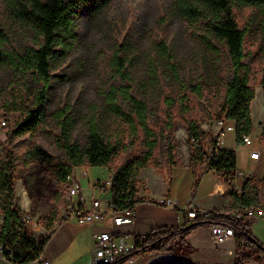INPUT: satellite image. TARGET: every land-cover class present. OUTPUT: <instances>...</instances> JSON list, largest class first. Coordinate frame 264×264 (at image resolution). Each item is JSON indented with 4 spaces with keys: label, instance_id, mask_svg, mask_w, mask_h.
I'll return each instance as SVG.
<instances>
[{
    "label": "rangeland",
    "instance_id": "rangeland-1",
    "mask_svg": "<svg viewBox=\"0 0 264 264\" xmlns=\"http://www.w3.org/2000/svg\"><path fill=\"white\" fill-rule=\"evenodd\" d=\"M174 2L112 0L101 10L82 11L75 20L74 39L70 40L69 49H56L52 61L53 81L48 91L43 121L28 133L8 137L31 108L33 96L40 88L30 74L18 75L14 71L10 57L25 54L41 40L30 24L16 19L6 10L3 0H0V25L11 39L2 48L6 57L0 59V160L7 152L16 158L12 200L21 212L28 235L35 241H43L64 220L69 190L56 177L58 166L66 162L62 146L65 141L84 144L88 126L96 115L100 128L109 132L112 141L121 137L119 143L123 148L117 151L106 167L90 168L83 165L73 168L72 176L85 189L97 178L108 183L110 170L138 157L142 152L141 135L135 140L134 147L126 148L130 141L126 125L105 111L107 92L112 86L123 84L112 65L115 49L121 48L120 56L127 64V73L133 86L132 94L147 101L151 110L149 126L157 135L158 144L148 168L142 171L140 178L154 195L162 192L165 181L150 168L159 173L164 169L169 172L172 162L179 164L189 152L192 156L193 151L198 149V144L189 140L187 135V119L194 121L203 134L200 144L203 159L210 153V146L220 130H223V145L234 146L232 131L228 130L231 124L221 113L222 89L228 71L225 47L210 36L211 43L217 49L212 51L203 39V36L209 37L204 24L183 19L175 10ZM233 11L238 27L245 33V63L250 68V85L255 91L251 104L252 111L257 114L252 119L251 138L254 148L261 152V158L255 161L259 165L251 177L255 178L252 180L253 186L260 188V178L264 177V137L261 133L264 127V94L259 86L264 69V36L261 32L264 8L235 5ZM160 44L166 45L171 65L177 68L183 81L200 85L203 89L201 98L187 91L185 114L175 104L171 110L173 126L171 131L164 133V100L177 98L179 90ZM63 127L67 129L66 135H63ZM168 146L173 148V161L170 164L167 162ZM237 164H243L241 155H238ZM80 168L86 169V178L81 177L78 172ZM196 168L199 170L205 168V165ZM217 176L228 192L235 191L236 185L232 181L227 183L230 181L228 176ZM241 181L243 178H239V185ZM138 183L136 180V188H139ZM194 183L195 178L192 186ZM143 186V182H140V187ZM99 196L103 203L107 201L108 195L105 193ZM225 200L217 198L212 204L221 206ZM231 210H234L232 203L223 213ZM204 227L213 228L212 225ZM188 237L186 244L192 247L187 242ZM0 264L6 263L0 261Z\"/></svg>",
    "mask_w": 264,
    "mask_h": 264
},
{
    "label": "trees",
    "instance_id": "trees-1",
    "mask_svg": "<svg viewBox=\"0 0 264 264\" xmlns=\"http://www.w3.org/2000/svg\"><path fill=\"white\" fill-rule=\"evenodd\" d=\"M110 1L112 0H3L6 10L19 21L30 24L41 40L35 48H31L25 54L10 57L14 71L18 75L30 74L40 88L33 96L31 108L25 112L21 122L8 134V137L28 133L43 121L48 91L53 81L52 61L56 56V49L64 51L69 49L70 40L74 39L75 20L82 11L101 10ZM235 5L264 8V0H175L174 2L175 10L183 19L188 22L201 21L204 24L209 37L203 36V39L212 51L217 49L211 43V37L225 47L228 71L222 89L221 113L225 120L234 122L235 142L241 145V138L250 135L253 130L250 105L255 98V91L250 85V68L245 63V33L236 23L233 11ZM261 32L264 36V24L261 25ZM10 42L8 33L0 25V59L6 57L2 48ZM160 47L164 51V58L170 63L169 70L179 90L177 98L164 100L166 119V124L163 125L164 133L171 131L173 126L171 110L175 104L185 114L187 91L201 98L203 89L200 85L185 83L177 68L171 65V56L166 45L160 44ZM120 49H115L112 65L123 84L109 89L105 97V111L126 125L130 137L126 148L134 147L135 140L141 135L142 152L138 157L125 161L113 170L110 189L111 203L116 212L125 209L134 210L139 203L140 200L136 197V176L140 170L148 167L158 144L157 135L149 126L151 115L149 103L132 94L133 86L127 73V64L120 56ZM259 86L264 94V69L261 72ZM94 119L88 126L84 144L64 142L62 147L66 162L58 166L56 173L60 182H66L73 168L83 165L90 168L108 166L117 151L123 148L119 143L121 137L112 141L109 132L100 128L97 115ZM62 130L63 135H66L67 129L63 127ZM186 132L189 140H194L198 144V149L196 152L193 151L190 160L195 175L193 186L196 187L201 177L208 171L228 176L230 181L227 183L231 181L233 183L237 177L236 153L232 150L218 148L215 150L217 138L215 136L210 146V153L203 159L200 145L203 134L194 121L186 120ZM261 133L264 137V127ZM172 150V146H168V164L173 161ZM15 159L11 152H7L0 160V250L2 258L11 264H35L50 235L41 242L32 239L22 221L20 210L13 203V183L16 180ZM171 164V167L175 166L173 162ZM198 165H205V168L197 170ZM260 182L261 187L255 188L250 177H244L240 192L236 193L234 190L229 192L234 208L243 206L254 209L259 202H264V177ZM191 223L195 225L185 230V227ZM211 225L231 228L235 233V240L246 244L248 253L242 257L236 255L233 264H244L264 257V246L250 242L248 238L251 234L241 224L224 214L211 213L208 217H197L177 228L156 230L137 241L131 251L118 256L109 264H126L130 259L146 252L171 253L176 257L189 255L194 250L186 244V237L198 228ZM247 227L249 228V223Z\"/></svg>",
    "mask_w": 264,
    "mask_h": 264
},
{
    "label": "crops",
    "instance_id": "crops-1",
    "mask_svg": "<svg viewBox=\"0 0 264 264\" xmlns=\"http://www.w3.org/2000/svg\"><path fill=\"white\" fill-rule=\"evenodd\" d=\"M250 113L252 119L257 114L252 111V104L250 105ZM230 124L229 128L233 134L234 146L225 147L222 142L217 145V148L219 150L234 151L237 159L238 155H241L243 164L242 166L237 164V174L239 176L233 181V184L236 185L235 188L240 190L242 181L239 185V178L247 176L254 180L255 178L251 177V173L255 174L259 163L257 164V162L249 158V148L236 144L234 122L232 121ZM252 149L257 150L254 148V144ZM190 155L191 153L189 152L185 160L171 167L169 172L164 169L159 173L150 168L154 173L161 175L165 181L164 188L158 195H154L140 178L142 171L148 167L138 173L136 180L139 182V188H136V197L140 201L134 207L131 224L118 228L120 235L126 237L124 240L120 239L117 242L120 248L125 246L126 251H129L137 241L144 239L156 230L181 226L183 222L178 217L179 212L190 201L194 202L196 209L199 211L223 212L232 203L227 187L222 184L217 176L218 174L214 171L205 173L197 186H192L195 175L190 166ZM262 172H264V168H262ZM96 180L99 179L97 178ZM140 182H143V187H140ZM81 188V195L87 203L90 200H100L101 196L99 195L101 193L108 195L106 202L111 201V185L105 192H100L99 190L89 191L88 187L85 189L82 185ZM162 198L176 201V204L172 207L159 205V201ZM217 198H226L224 205L213 206L212 203ZM105 203L102 205L103 208H105ZM112 228L109 212L105 214L101 222L89 225H79L73 220H63L54 227L42 253L49 261V264H94L95 257L92 253L94 237L101 233H111ZM249 232L258 243L264 246V219L256 218L250 220ZM187 242L192 245L194 250L188 256L176 257L167 253L148 252L135 256L126 264H233L237 255L235 238L228 237L224 241L219 242L212 235L211 227L200 228L187 238ZM0 261L11 264L5 261L1 255Z\"/></svg>",
    "mask_w": 264,
    "mask_h": 264
},
{
    "label": "built area",
    "instance_id": "built-area-1",
    "mask_svg": "<svg viewBox=\"0 0 264 264\" xmlns=\"http://www.w3.org/2000/svg\"><path fill=\"white\" fill-rule=\"evenodd\" d=\"M221 123V122H220ZM230 130V128H228ZM216 147L217 145L223 142V130H220L218 134H216ZM241 145L243 147L249 148V158L252 161L260 160L261 152L259 150L252 149L253 140L250 135L243 136L241 138ZM195 142L194 140H192ZM81 167V166H80ZM76 167L74 169H77ZM108 183H103L101 180H95L89 186L90 190H99L100 192H105L106 188L111 185L112 173L110 170ZM82 178H86V169L80 168L78 169ZM237 176H239L237 174ZM66 187L69 190V200L65 208L64 220H73L79 225H89L93 223H99L103 220L105 214L109 212L112 220V232L111 233H101L96 235L93 240V248L92 253L95 257L94 264H109L114 262V260L118 256H123L129 251H126L124 248H120L117 245V242L124 240L126 237L120 235L119 227L130 225L132 222V218L134 215L133 209H125L123 211H115V207L112 205L111 201L105 203V208H103V203L101 200H90L88 203L81 195V184L72 176V172L66 178V182H64ZM237 190V191H236ZM235 192L239 193L240 190L235 188ZM176 204V201H172L168 198H162L159 201V205L172 207ZM211 213L213 214H224L229 218L237 221L241 224L247 231L249 228L247 227L248 223L252 219L260 218L264 219V202H259L256 208L248 209L243 206L235 207L234 210H231L227 213H219L217 211H199L195 208L194 202L190 201L187 205H185L179 212V218L183 223H189L193 221L195 218L200 217H208ZM212 235L219 242L224 241L228 237L234 238V231L231 228L222 226V225H213ZM237 255L242 257L246 252V244L244 242H237ZM131 260V259H130ZM129 260V261H130ZM128 261V262H129ZM35 264H49V261L44 257L43 253L38 257L35 261ZM244 264H264V258H260L259 260H254L250 262H246Z\"/></svg>",
    "mask_w": 264,
    "mask_h": 264
},
{
    "label": "water",
    "instance_id": "water-1",
    "mask_svg": "<svg viewBox=\"0 0 264 264\" xmlns=\"http://www.w3.org/2000/svg\"><path fill=\"white\" fill-rule=\"evenodd\" d=\"M194 225H195V223H191V224H189L188 226L185 227V230H188L189 228H191V227L194 226ZM248 240H249L250 242H255V243H257L258 246H261V247H262V245H261L260 243H258V242L256 241V239L253 238L252 235L249 236Z\"/></svg>",
    "mask_w": 264,
    "mask_h": 264
}]
</instances>
